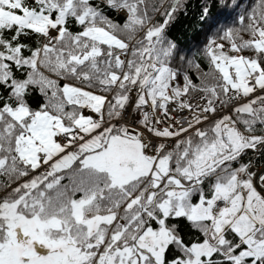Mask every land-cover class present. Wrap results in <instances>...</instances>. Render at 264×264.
I'll list each match as a JSON object with an SVG mask.
<instances>
[{
  "label": "trees",
  "instance_id": "obj_1",
  "mask_svg": "<svg viewBox=\"0 0 264 264\" xmlns=\"http://www.w3.org/2000/svg\"><path fill=\"white\" fill-rule=\"evenodd\" d=\"M19 1L20 6L11 8L13 11L33 10L61 23L62 27L55 43L46 47L42 33L36 29L17 23L0 25V162H4L0 168V216L5 203L20 200L18 212L43 221L60 219L63 229L70 228L75 239L82 241L78 243L83 250L95 251L93 244L99 234L86 237L90 235L85 222L87 217L117 215L128 201L138 197L134 207H124V224L114 225L110 243L114 241L113 236L118 235L116 245L138 249L135 253L141 260L143 252L145 257L139 264H190L196 256L195 247L208 242V229L213 222L212 216L192 218L190 209L199 204L211 208L213 200L221 196L227 199L228 196L218 193V185L226 189L229 196L234 195L237 172L247 165L257 168L264 164V97L253 102L249 113L234 110L236 121L233 123L256 141L231 154L223 144L224 118L205 122L195 131H184L176 146L165 153L173 158L168 173L160 179L148 173L124 185L116 184L107 170L84 164L83 158L90 152L71 154L74 159L61 169L52 163L34 169L21 157L19 141L29 133V125L40 111L57 116L69 129L64 137L73 139L81 105L76 99L66 98L64 86L67 83L80 86L82 91L104 95L112 92L105 117L110 121L116 119L147 60L175 73L178 94L201 92L211 102L209 105L227 100L231 90L215 65L214 56L228 58L240 52L246 58L259 60L264 67V51L253 43L264 31V0ZM94 29L106 31L125 46L98 40L90 34ZM123 51L128 52V57L121 69L117 66V57ZM21 105L27 108L28 115L18 120L9 109ZM121 129V126L115 127L111 133ZM213 144L217 146L219 162L198 178L191 179L186 170H195L196 174L199 168L193 164L196 153L193 155L194 151L186 146L193 145L199 152ZM171 177L188 189L183 199L184 210L177 211L174 205L166 213L162 203ZM34 180L36 184L31 185ZM156 180L159 185L155 184ZM150 193H159L157 200H151ZM239 196L234 195L231 203ZM85 199L88 204H85L82 221L76 218L73 203ZM245 220L247 225L254 224L251 219ZM124 226L128 228L123 230ZM161 228H165L169 238L158 260L140 247L139 241L147 230L157 232ZM7 229L0 217V243L7 240ZM108 229L103 227V234H107ZM212 229L215 238L222 235L209 253L201 254L198 264H236L242 254L239 264H264V247H256L257 254L248 252L238 236L242 230L237 234L232 230L224 232V229L218 232L215 225ZM53 233L64 234L60 229ZM251 238L252 245L264 241V227Z\"/></svg>",
  "mask_w": 264,
  "mask_h": 264
},
{
  "label": "rangeland",
  "instance_id": "obj_2",
  "mask_svg": "<svg viewBox=\"0 0 264 264\" xmlns=\"http://www.w3.org/2000/svg\"><path fill=\"white\" fill-rule=\"evenodd\" d=\"M18 6H20L19 0H0V25L17 23L36 29L45 35L46 41L47 39L51 40L58 34L60 23L51 21L42 13L33 10L23 9L22 13H17L11 9ZM90 34L109 45H122L119 39L101 29H94ZM253 43L258 50L264 51V31ZM124 46L122 45V47ZM118 57L117 63L125 65L128 52L123 51ZM214 60L215 65L226 81L228 89L231 90L233 101H235L232 108H224L222 113H208L207 118L205 116L197 123L194 112L196 108H192V106L195 105L197 98H203L204 94L197 92L185 95L184 98L190 97L191 105L190 107L187 105L186 112L182 113L187 116V120H182L184 115H181V118L178 119L175 114L170 113L169 116L164 117L165 120L160 126L164 130L158 132L160 130L153 123L154 120L158 121L157 118L160 116L158 113L162 111H159L158 108L154 110L155 103H153L152 109L148 98L147 100L145 98L146 86L144 85L149 84L150 79L146 78L143 86L139 83V90L141 91L138 94L136 92L130 93V95L133 96L134 94L138 97V100L133 102L132 113L135 116L134 120L131 118V122L128 121V116L123 110L114 120L110 121L105 117V107L107 105L103 101L105 98H110L112 92L104 95L86 90L82 91L80 86L67 83L64 86L66 98L69 100L76 99V102L81 105L80 114L76 120L78 128L74 131V140L64 137V133L69 129L62 124L57 116L46 111H40L32 119L29 125V133L21 137L19 141L20 155L23 159L29 161L34 169L45 167L49 163H52L57 169H61L63 166L70 164L69 162L74 159L72 156L74 153L80 155L84 152H90L83 158L84 164L95 166L100 170H107L116 184L124 185L148 173H151L156 179H160L168 173L170 160L173 158L172 155L165 153L176 146L177 138L184 131H195L200 124L220 117L224 118V135L222 136L225 139L224 149L231 154L236 153L252 143L247 141L248 137H253L248 136L247 141L242 142L243 138L236 129H231L230 132L225 131V129H229L232 122L236 121V119H233L234 110L249 113L253 102L255 103L259 98L264 97V67L259 60L246 58L240 52H234L228 58H216L214 56ZM150 67L152 71L156 70L155 65L151 64ZM174 77L175 73H172L169 69H159L156 72V77L152 81L149 90L151 95V98L150 96L149 98L152 102L160 98L163 91L166 92L169 89L168 85L172 87L170 80H173ZM174 96L177 97L178 94L176 93ZM145 101L146 105H143ZM222 102L224 101L217 100L214 103ZM207 103L211 104L208 100ZM128 109L131 108L128 107ZM9 111L18 120L28 115V110L24 105L16 109L10 108ZM156 112L158 113L156 114ZM159 121L161 122V120ZM118 122H121V124ZM108 124H110L109 127H107ZM147 125L154 127L152 128L153 131L148 129ZM103 126L106 128L105 131L100 130ZM120 126L122 128L120 132L111 133L115 127ZM79 139L81 140L79 141ZM145 139L148 141V145L152 143L150 147L153 149L145 146ZM76 144H81L79 151L74 147ZM192 147L194 148L192 149ZM186 148L192 152L194 151L193 155L196 153L193 164L199 168L196 174H194L195 170H186L191 179L198 178L200 174L206 173L208 169L219 162L216 157L218 149L214 144L207 146L204 150L201 149L199 152L193 145H187ZM3 164V161L0 162V168ZM236 177L234 195H240L236 202L231 203L234 195L229 196V192L218 185V193L223 194L225 197L228 196L227 199L220 194L221 197L217 201L213 200V207L211 205V208H209L204 204H199L190 209L189 215L192 218L201 219L209 216L213 218L212 225L208 229V242L195 247L196 256L190 264H198L201 254L209 253L211 247L216 246L222 234L217 238H215L214 233L211 234L214 225L218 232L221 229H224L225 232L228 227H231L228 230H232L237 234L242 230V233H239L238 236L241 243L248 247V252L257 254L256 247H264V241L255 242L254 245L250 242L251 237L264 227V164L257 168L247 165L237 172ZM169 179L171 183L168 182L166 186L167 196L164 197L165 199L163 198L162 208L168 213L175 205L177 211H183V199L187 195L188 187L176 178L171 177ZM31 183V185L36 184L35 180ZM145 183L148 182L145 181ZM155 184L159 185L160 183L156 180ZM158 195L159 193L156 195L150 193L149 198L154 201L155 198L157 200ZM138 200V197H134L126 205L134 207ZM220 200L224 201L221 202ZM19 201L5 203L1 208L0 217L4 219L8 229L7 240L0 243V264H139L141 259H138L135 253L138 249L132 246L119 247L116 245L118 235H114V241L110 243L114 225L124 224L122 212L126 205L119 210L117 215L110 213L87 217L85 222L90 235L86 237H91L96 233L99 234V239L93 244L96 245L95 251H85L82 249V244L78 243L79 240H76V237L71 234V229L68 227L63 229L62 223L59 222L60 219L52 218L43 221L38 217L28 218L25 214L18 212ZM218 202L223 203V207L216 216L214 208ZM85 204H88L86 199L73 203V212L76 218L82 221H84L82 213L85 212ZM232 217L235 218L231 220ZM245 219H251L254 224L247 225ZM103 227L104 229L109 228L107 234H103ZM127 228L124 226L122 229L126 230ZM59 229L64 234L56 236L53 231ZM168 238L165 228H161L157 232L149 229L140 239L139 246L159 260ZM115 246L116 248H114ZM141 254L144 259L145 254L143 252ZM243 255L237 258L236 264L240 263Z\"/></svg>",
  "mask_w": 264,
  "mask_h": 264
},
{
  "label": "built area",
  "instance_id": "obj_3",
  "mask_svg": "<svg viewBox=\"0 0 264 264\" xmlns=\"http://www.w3.org/2000/svg\"><path fill=\"white\" fill-rule=\"evenodd\" d=\"M42 41L45 44H49V42H50L49 39H47V41H46L45 38H43ZM152 73H153V71H152V68L150 67V65H146V68L144 69V71H143V73L141 75V83H140L141 86H143V84H145L146 78L149 79V77L152 75ZM140 84H136V85L133 86V89H132L133 93L136 92V94H138L141 91V90H139ZM258 92H260V91H258ZM256 93H257V91H256ZM137 98L138 97H136L133 94L132 102H131V105L129 106V108H131V109H128V107H127L124 110V112H126V115L128 116V119H129L128 121L129 122H131L132 119L135 116L132 113L133 112L132 107L134 106L133 102L138 100ZM234 104H235V101H233V96L232 95H230L227 98L226 102L214 103L212 105H209L207 103V99L203 96V98H201V97L197 98V100L195 102V105H193L192 108H196L194 110V112H195L196 121H198L197 123H199L203 119V117H205L208 113L209 114L222 113L224 108L225 109L226 108H232L234 106ZM144 105H146V104H144ZM187 105L189 107L191 106L190 105V97H188V98H184V97L179 98V97H175L173 94H170V96L167 99V103L166 104H164L163 101H161V100L156 101L154 110H156L158 108L159 111H162L160 113L156 112V114L158 113L160 116H158L159 118H157L158 121L154 120V123H153V124H155L156 128H158V130H160L158 132H162V130H164L163 128H160V126H161L162 122H164V120L167 117V115L169 116V114L172 113V114H175L176 118L180 119L181 115H184L182 113L186 112L185 109L187 108ZM152 109H153V106H152ZM190 116L192 117V115H190ZM206 118H207V116H206ZM159 120H161V122ZM182 120L186 121L187 120V116L184 115ZM147 128L152 130V128H154V127H151V126L147 125ZM144 142H148V141L145 139ZM149 144L151 145V143H149ZM145 146L147 147L146 144H145ZM148 148L149 149H153L150 146Z\"/></svg>",
  "mask_w": 264,
  "mask_h": 264
},
{
  "label": "bare ground",
  "instance_id": "obj_4",
  "mask_svg": "<svg viewBox=\"0 0 264 264\" xmlns=\"http://www.w3.org/2000/svg\"><path fill=\"white\" fill-rule=\"evenodd\" d=\"M146 138H148V137H146ZM145 144H146L148 147L150 146V144L148 145L147 142H145ZM151 145H152V143H151ZM222 207H223V203L218 202V203L216 204V206H215V208H214V214H215L216 216L220 213Z\"/></svg>",
  "mask_w": 264,
  "mask_h": 264
},
{
  "label": "water",
  "instance_id": "obj_5",
  "mask_svg": "<svg viewBox=\"0 0 264 264\" xmlns=\"http://www.w3.org/2000/svg\"><path fill=\"white\" fill-rule=\"evenodd\" d=\"M228 229H231V227H228L225 231H227Z\"/></svg>",
  "mask_w": 264,
  "mask_h": 264
}]
</instances>
